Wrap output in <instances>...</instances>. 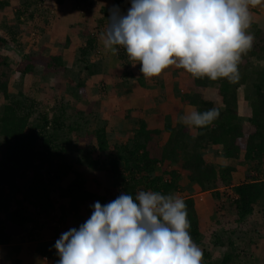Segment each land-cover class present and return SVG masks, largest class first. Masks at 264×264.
<instances>
[{
  "label": "trees",
  "instance_id": "16d2710c",
  "mask_svg": "<svg viewBox=\"0 0 264 264\" xmlns=\"http://www.w3.org/2000/svg\"><path fill=\"white\" fill-rule=\"evenodd\" d=\"M81 1L75 2L77 8ZM21 6L16 12L19 26L26 25L28 20L33 22L39 12L50 14L41 7L45 6L44 0H26ZM9 7L8 0H0V12ZM250 12L258 14L257 19L252 16L248 30L254 35V43L242 57L239 81H210L189 74L179 89L181 107L175 110L187 114L193 108L200 112L218 109L219 118L205 128L183 123L173 125L162 116L153 121L142 117L132 119L124 114L121 118V112L109 113L115 116L97 121L100 117L98 102H90L82 108L74 106L75 101L82 103L83 98H89L87 85L65 76L72 74L73 69L65 64L63 51L50 56H45L44 52L38 55L28 52L15 65L9 63L8 57L0 55V99L4 101L0 111V246H9L14 240L38 239L35 230L40 220L36 222L34 216L49 217L56 210L53 195H57L60 204L62 202L58 207L60 215L56 216L59 224L45 228L41 225V230L51 239L31 245L29 249L34 255L57 264L55 243L60 238L59 230L70 229L69 219L79 228L91 217L95 202L105 205L122 192L135 199L139 191L178 196L190 191L192 196L182 199L187 207L190 235L203 252L202 264H250L248 255L231 250L238 227L252 218L258 206L264 215V13L260 14L258 8ZM8 30L11 40L0 35V52L17 49L10 46L18 43L20 28L9 27ZM73 40L66 39V49L74 47ZM99 40L98 35H89L86 45L76 48L72 68L78 76L102 73L105 60L99 55ZM115 56L120 65L113 64L108 70L120 80L115 87L104 86L103 90L109 96L117 88V95H122V89L127 93L128 84L132 83L133 89L143 94L141 66L142 76L137 80L138 85H134L135 82H130L133 73L129 67L137 61H131L126 49L119 46ZM14 71L20 74L22 82L28 76L37 78L32 85L35 95L10 91ZM50 80L54 82L52 86L48 84ZM66 85L67 89H63ZM133 89L128 94H137ZM63 90V99L67 102L62 100L55 109L40 101L42 93ZM67 94L72 100L66 98ZM127 122L131 125L128 132L125 131ZM83 131H86L85 137L80 135ZM74 138L79 142L75 143ZM75 165L88 173L76 172ZM237 165L251 169L247 171L250 181L235 183L233 175L240 171ZM183 179L187 181L186 186L181 184ZM196 187L198 191L191 192ZM197 193H209L213 200L227 197L220 207L223 220H215L212 225L215 224L218 231L227 226L229 235L216 236L211 250L203 248L208 239L204 232L208 225L198 216L193 197ZM230 217L235 226L231 225ZM30 225L34 227L32 231L28 229ZM21 247H14L12 252L18 253ZM0 264L23 263L17 259Z\"/></svg>",
  "mask_w": 264,
  "mask_h": 264
},
{
  "label": "clouds",
  "instance_id": "9594fccd",
  "mask_svg": "<svg viewBox=\"0 0 264 264\" xmlns=\"http://www.w3.org/2000/svg\"><path fill=\"white\" fill-rule=\"evenodd\" d=\"M261 0H131L127 14L110 9L100 39L113 56L118 46L141 65L146 79L170 67L193 78L235 83L242 57L253 47L250 7ZM135 67L136 64H132ZM219 118L212 108L193 110L181 122L205 128ZM241 183V182H239ZM195 199V196H194ZM187 207L176 194L122 192L93 205L77 230L55 243L57 264H202L203 252L190 235Z\"/></svg>",
  "mask_w": 264,
  "mask_h": 264
},
{
  "label": "rangeland",
  "instance_id": "374dc122",
  "mask_svg": "<svg viewBox=\"0 0 264 264\" xmlns=\"http://www.w3.org/2000/svg\"><path fill=\"white\" fill-rule=\"evenodd\" d=\"M10 2V7L4 11L0 12V35L8 37V40H11L10 33L8 28H20V32H18V43L12 44L10 47H17V49H5L0 52V55L4 57H8L12 65L20 63L22 60L23 55L28 52H32L38 55L41 51L42 47L46 46V39L47 35L45 31H54V33L50 34V38L57 41L55 44L50 43L51 45L46 46L44 50L45 56H50L52 54H57L58 51H63L65 53V64L73 69L72 74L68 73L65 75L66 77L69 75L70 78H75L80 83H85L87 85V94L88 99L82 101V103L75 101L77 107L80 108L89 105L90 102H98L100 106V117H97V121L100 119H107L115 116L114 114L109 115V113H117L121 112L119 116L123 114L131 117L132 119H137L139 117L145 118L149 121L157 120L161 116L164 118V121H170L173 125L176 123H182L181 117L186 115L184 111H177L175 107H181L180 101V90L182 86H184L181 81L184 79H188L190 75L183 69H178L176 67H170L166 69L160 77H154L151 79H146L144 77V93H138L133 89L132 83H129V89H127V93L125 89H122V95H117L116 89L111 95L108 96V93L103 90L104 86H111L115 87V85L119 82V77L115 75L113 71L108 70V60L105 58L107 55L106 48L103 44V41L100 39L99 44L101 47L100 50V57L105 60V67L103 68L102 73L86 77L85 75L81 74L78 76V72H75V68H72V61L74 56L77 54V49L80 46L86 45V42L89 38V35H98L100 38V34L105 32L108 28V18L110 15V9L114 6L120 9V12L124 15L127 14L128 9L131 7V0H44L47 4L45 6H41L44 11L49 12L50 16L41 14L42 12H37L38 15L35 16L34 21L28 20L26 25H18L16 19V12L22 6V2L26 0H8ZM33 1V0H29ZM81 1L82 4L75 6V2ZM264 0H261V3L257 5L255 8L261 12L260 14L264 13L263 6ZM32 8V6H31ZM253 8L250 7V10ZM53 11V12H52ZM104 14L107 17L104 18ZM253 17L257 19L258 14L251 13ZM104 19V20H103ZM105 22V24H104ZM74 25H77L79 29H76ZM6 27V28H5ZM35 27V28H33ZM83 31H87L86 33ZM81 33L77 36L78 33ZM66 39L73 40V48L65 47ZM22 41V42H21ZM105 49V51H103ZM95 60V59H93ZM132 64H136L133 67ZM129 69L133 73L132 81L135 82L134 85H138L137 80L140 76V64L139 62H133ZM77 74V75H76ZM63 77V74H61ZM118 77V78H117ZM20 74L17 71H14L11 75L10 79V91L13 93H17L18 91H23L24 94L27 96H32L34 92L32 91L33 83L37 79L34 76L25 77V80L19 81ZM65 81V77L63 78ZM186 82V81H184ZM53 80H50L48 83L49 86L53 85ZM127 85V86H128ZM179 87V88H178ZM67 89V85L65 88ZM133 89V93H137L135 95H130V92ZM70 93V92H69ZM78 94V91H75ZM35 95V94H34ZM72 96L67 94L66 98L72 100ZM65 98V91L62 92H46V94L40 95V101L43 102L44 106L49 107L51 109H55L58 107L64 100L67 102ZM4 101L0 99V111L1 106L3 105ZM162 120V119H161ZM129 122V120H128ZM125 125V131L128 132L131 129L130 123ZM163 122V121H162ZM184 124V123H183ZM95 125V121L93 122ZM130 126V128L128 127ZM92 131V128L89 129V132ZM132 131V130H131ZM81 136H86V131L80 133ZM75 143L79 142V139H73ZM113 140L111 143H113ZM85 145V144H84ZM238 174L236 175L237 182H248L250 181L249 174L247 171L249 170L247 167H242L237 165ZM75 171L80 173L87 174L84 168L75 165ZM86 171V172H85ZM251 171V169L249 170ZM186 180L182 181V185L187 184ZM197 187L194 188L191 192H197ZM190 192V191H189ZM187 192V197L192 196V193ZM227 195V194H225ZM228 198H230V194H228ZM194 196V194H193ZM180 198L186 197L185 194H179ZM195 198L198 200L201 210H198V216L202 220L203 224H207V228H205L204 232L207 235V243L204 244L203 248L213 249L211 244H213L215 237L220 235L221 237H225L229 235V229L227 226L223 227L220 230H217V227L212 225L215 220L221 221L223 220V216L220 210V207L224 204L227 200V197H223V199L213 200L209 193H198L196 194ZM53 199L56 200L57 208L54 212L50 214L49 217L44 216L43 218H39L37 215L34 216L38 222L40 220V225L35 230V233L38 234V239L19 242L22 243V246L27 248L29 251V246L37 245L41 242H46L47 239L50 237L46 234L43 230H41V225L44 226H58L56 216L60 215V210L58 207H61L59 203L57 195H53ZM226 199V200H225ZM263 207V206H262ZM30 212L33 209L29 208ZM262 208L260 206L257 207L256 213L250 218L247 223H243L240 227H238V232L236 237L233 238L235 246L232 247L231 250L233 252L242 253L244 255H248L251 261L250 264H264V215L261 214ZM228 215V212H226ZM55 217V218H54ZM57 219V220H56ZM42 220V222H41ZM231 225L235 226L232 221V218H229ZM70 229L76 228V223H72V221L68 222ZM59 227H61L59 225ZM43 228V229H44ZM29 231L34 229L33 225L28 228ZM69 229V228H68ZM69 229V230H70ZM67 232L64 228L59 230V236L62 233ZM34 238V237H33ZM32 252V251H30ZM215 256L218 255V252L214 250L213 253Z\"/></svg>",
  "mask_w": 264,
  "mask_h": 264
},
{
  "label": "crops",
  "instance_id": "0c3cea01",
  "mask_svg": "<svg viewBox=\"0 0 264 264\" xmlns=\"http://www.w3.org/2000/svg\"><path fill=\"white\" fill-rule=\"evenodd\" d=\"M262 4H264V3H262ZM46 5L47 4L45 3V8H47ZM48 17H49V15H48ZM74 26H75L76 29H78V30L80 29V28L77 27V25H74ZM45 32H46V35H47L46 43L48 45H51L50 43H54L55 44L57 41L54 42V40L52 38H50L51 32L53 34L54 31H45ZM80 34L81 33L79 32L77 34V36L80 35ZM47 44H46V46H47ZM46 46L42 47L40 52H44V50L46 49ZM103 51H105V49ZM106 52H107V55L105 56V58L108 60V67L110 68V67L114 66L113 64H117V67H119L120 63L118 64L116 56H113L112 53L109 50H107V49H106ZM52 55H55V54H52ZM184 81H187V79L182 80L181 83H184ZM83 99L84 100H89V99H86V98H83ZM237 174H238V172L234 173V175H233L236 184L239 183V182H237V178H236ZM184 185L186 186L187 184H184ZM185 195L187 197V191L185 192ZM194 196H196V194ZM195 202H196L197 210H201L199 202H198V200L196 198H195ZM50 239H47V241L50 240ZM16 246H20L21 247L22 243H19L16 240H14L12 242V244H10L9 246H6V247H1L0 246V263L3 262V261L12 263V262H14L17 259H20V260H22L23 264H53V262L51 260H49L47 258L39 257L37 255H34V253L30 252L27 248H25L23 246L21 248H19V252L18 253L17 252H12V249L14 247H16Z\"/></svg>",
  "mask_w": 264,
  "mask_h": 264
}]
</instances>
